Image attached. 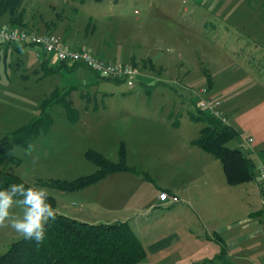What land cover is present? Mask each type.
<instances>
[{
    "label": "rangeland",
    "instance_id": "obj_1",
    "mask_svg": "<svg viewBox=\"0 0 264 264\" xmlns=\"http://www.w3.org/2000/svg\"><path fill=\"white\" fill-rule=\"evenodd\" d=\"M109 2L105 0L97 5L86 1L83 6L78 0H21L23 21L29 30L14 29L54 34L69 45L70 38H73L90 47L95 43L131 45V40L127 38L130 35L132 39L140 36L145 41L149 38L163 39L166 47L175 49L167 54L164 52L163 58L187 62L189 76L181 82L166 84L151 80L146 83L147 88L137 84V80L129 88L125 84L101 80L86 69L74 72L61 70L58 74L44 75V70L40 69L41 62L49 60L57 67L60 63L54 54L45 56L35 46H26L29 67L17 65L16 56L10 53L5 61L1 57L0 138L37 119L40 103L52 93L54 99H61L70 90L64 101L75 107V113L70 120L61 103L51 104L48 114L52 123L47 135L41 133L26 147L14 148L13 155L20 160V165L13 167L14 174L26 184L53 197L55 206L48 212L28 209L5 195L0 205V255L11 244L37 229L49 213L61 210L75 217V212L83 210L80 202L88 200L92 203L94 193L97 194L92 190L88 195L82 192L61 193L37 186L36 180L71 181L90 175L96 167L84 157L87 150H94L116 163L119 146L123 144L126 165L140 171L142 176L148 170L149 180L144 179L140 190L148 207L158 201V187L164 181L181 183L173 173L162 169L165 165L172 168L171 163L188 155L187 151L191 150L189 142L197 137L202 127L200 123L191 122L186 111H194L202 99L213 97L221 88L232 87L228 97L233 98L249 91L254 93L256 87L252 84L255 78L263 81V85L251 97L264 92V0H120L118 5L137 7L142 13L139 17H143L139 30H132V27L125 30L123 27L120 32H117L116 19L106 18L108 12L105 9ZM42 25H46L47 29L44 30ZM233 37L241 38L242 43L235 47L227 41ZM247 38L255 40L260 47L248 42ZM138 61L135 58L133 63ZM118 62L125 63L124 60ZM151 76L155 75L151 73ZM246 76L248 80H244ZM207 77L212 84L211 92H207ZM94 91L104 97H91L89 111L83 112L77 104L79 94L91 95ZM215 98L222 104L223 98ZM122 120H126L128 126L125 130H117L114 124ZM99 127L102 128L99 130ZM235 145V141L227 144L229 148ZM198 180V192L218 184L216 178L207 172ZM125 183L123 176H118L107 186L117 187L121 208L105 209L96 217L89 209L82 219L88 223L99 221L95 223L104 224L107 221L127 222L125 220L132 218L127 224L148 248L152 259L154 253L149 249L156 246V241L165 234L160 228L152 232L147 225L174 220L173 209L156 207L146 213L144 207L134 211L122 208L125 194L129 193L126 190L129 184ZM222 184L227 188L225 181ZM230 190L229 202H240L238 199L242 191L239 188ZM212 194L208 195V201L219 205L220 197ZM132 205L135 206L136 202ZM70 211L73 214H69ZM196 213L200 215L197 210ZM168 254L169 250H166L153 257V261L163 259L171 262L172 257Z\"/></svg>",
    "mask_w": 264,
    "mask_h": 264
},
{
    "label": "crops",
    "instance_id": "obj_2",
    "mask_svg": "<svg viewBox=\"0 0 264 264\" xmlns=\"http://www.w3.org/2000/svg\"><path fill=\"white\" fill-rule=\"evenodd\" d=\"M78 1L84 6L86 1L101 5L105 0L98 2L93 0ZM119 2L120 0H110L108 8L105 9L106 12H108L106 18L116 19V22H118L117 32L123 30V27L125 30L131 29V27L132 30L133 28L139 30L140 22L143 18L139 17L142 14L141 11L134 6L128 8L127 5H118ZM24 24L23 27L10 26L9 17L7 15H4L0 19V28L10 27L29 30L26 29V23ZM42 26H44V28L42 27L44 30L47 29L46 25ZM38 32L36 31L35 33L41 34ZM116 37L120 38L119 36ZM127 38L131 40V45L110 46L109 44L95 43L90 47L89 45L80 44L73 38H70V45L65 43L64 39H62V41L73 50L89 51L109 63L124 60L125 63L133 65V61L137 58L139 61L136 65L142 70L137 84L145 87L147 85L146 83L151 80H157L159 84H166L175 81L181 82L188 78L190 71L188 68L186 69L187 62L176 58V61L170 59V57L167 58L168 60L163 58L165 54L175 51L173 47H166L163 43V39L155 38L154 40V38H149L145 41L140 36L132 39L131 35ZM227 41L230 43L232 42L235 47L242 43V39L239 37H233V39H227ZM247 41L260 47V44L253 39L247 38ZM26 48V46L0 45V59L2 57L3 61H5L7 59L6 55L10 53L11 56H16L15 61L17 65L29 67ZM164 52L166 53L164 54ZM144 62L146 66L145 68H141ZM41 63L40 69L42 70ZM45 63L46 64L43 66L52 69L60 67L56 74L60 73L61 70L74 72L79 69H86L83 66L72 67V64L66 66H61L62 64H59L57 67L51 65L49 60ZM151 73L155 76H151ZM92 74L101 80H106L94 73ZM248 79V76L244 78V80ZM110 82L117 85L124 84L120 81L115 82L110 80ZM252 85L256 87L253 90L254 93H250L249 91L246 94L240 95L238 98L228 97L230 93L229 90L232 88L228 87L221 88L222 90L213 95V98H223V102L220 104L221 112L226 117L228 125L232 126L240 133L239 142H236L235 147L239 146L241 143V148L250 153L256 165V178L254 181L235 187L227 186V188H225L222 184L225 178L220 162L216 164L218 160L213 159L210 155L204 153L196 146H193L191 142L194 139H192L189 142L191 150L187 151L189 152L187 153L188 155H183L175 162L171 163L173 164L172 168L165 165L162 169L164 172L173 173L175 178L180 179L181 183L164 181L162 186L158 187L159 192L165 191L170 195L176 196L179 200L176 204H160L157 201L155 204L147 207V203L144 202L140 193L141 185L144 183L143 176L130 173H116L107 176L104 180L93 186L77 192L88 195L89 191L92 190L94 192L97 191V194L92 192L94 193L92 203L88 200L80 202L83 210L78 211V213L75 212V217L74 215L68 216L61 210H57L55 213L81 222H86V219L83 220L82 218L88 213L89 209L92 210L93 216L96 217L99 216L98 214L102 211H106L105 209L111 210L114 207L121 208L119 205L122 202L117 200V187L113 186L108 188L107 186H109L108 184L113 182L116 177L123 176L126 182L125 184H129V187L126 189L129 193L125 194L124 206H122V208L134 211L144 207L145 212L150 213L156 207H160L173 209L172 212L175 215L172 221H163L155 223L154 225H147L148 228L151 227L152 232L160 228V231L164 230L163 232L165 234L161 239L156 241V246L149 249L151 253H154L152 259L149 257L148 248H146L139 237L135 235L146 251V258L140 264H221V262L216 259L220 252V246L225 248L227 259L232 264H264V188L261 186L258 177L259 168H264V92L258 96L253 95L251 97L252 94H256V91L261 88L263 81L255 78ZM69 92L70 90H67L63 98H65ZM94 92H92L91 95L89 93L79 94L77 104L83 108V112L89 111L88 108L91 105V97L92 99H95L96 95L99 99L104 97V95L101 96L98 95L97 92ZM123 98L125 97L123 96ZM241 98H244V100L241 101ZM62 102L65 101L62 100ZM180 103L183 105L182 101ZM73 109L75 110V107H73ZM92 110L96 112V109L93 108ZM189 112L190 111H186L187 116ZM114 125L118 127L117 130L120 128L121 130H125L128 126L126 120H122L121 123H116ZM101 128L102 127H99L98 129L100 130ZM47 133H42L41 135L45 136ZM245 139H250L251 142L246 143L244 141ZM147 172L146 174H149ZM206 172L208 175L211 174L212 178L215 177L218 184L217 186L209 187V190L207 188L198 192L197 189L200 188V185L197 183L200 181L198 179L202 178ZM200 173H202V175L198 177ZM237 188L240 189L239 191H242L238 199L240 202H229L230 189ZM213 191V194L220 197L221 202L219 205L212 204L208 201V195L211 196ZM133 202H136L135 206L132 205ZM194 207L196 209H194ZM196 210L200 215L196 213ZM69 214L73 213L70 211ZM128 220L132 221V218L125 221L128 223ZM95 222L99 221H94V223L90 222V224H96ZM105 223L108 224L110 222L107 221ZM148 231H150V229ZM168 232H171V234H168ZM166 250H169L168 255L172 257L171 262L163 259H155V261H153V257L158 256Z\"/></svg>",
    "mask_w": 264,
    "mask_h": 264
},
{
    "label": "trees",
    "instance_id": "obj_3",
    "mask_svg": "<svg viewBox=\"0 0 264 264\" xmlns=\"http://www.w3.org/2000/svg\"><path fill=\"white\" fill-rule=\"evenodd\" d=\"M4 15L9 17L10 26L25 25L21 0H0V19ZM45 62L41 63L44 75L56 74L60 69L43 66ZM60 64L69 65L65 62ZM75 66L79 64L72 65ZM133 66L138 67L135 63ZM145 66L144 62L141 68ZM205 75L207 76V73ZM206 81L209 92L212 84L208 77ZM54 98L55 95L52 93L40 103L37 119L0 138V205L3 197L9 195L28 209L48 212L54 208L53 197L26 184L13 171V167L20 165V160L13 155L14 148L26 147L37 135L45 134L50 129L52 122L48 108L51 104L61 103L70 120L75 113L68 102H62L63 97ZM188 118L193 123L202 124L198 136L191 144L220 162L227 186L235 187L255 180L256 165L250 153L239 146L234 148L227 146L232 141L239 142L240 133L235 128L223 124L199 108L189 112ZM84 157L96 167L94 173L71 181L36 180V185L67 194L82 191L116 173L141 174L140 171L126 165L123 144L119 146L116 163L94 150H87ZM142 174L144 179L149 180L146 173ZM145 258L146 251L127 222L90 224L57 213H49L37 229L11 244L7 251L0 255V264H140ZM216 259L221 264H232L228 261L223 246H220Z\"/></svg>",
    "mask_w": 264,
    "mask_h": 264
},
{
    "label": "built area",
    "instance_id": "obj_4",
    "mask_svg": "<svg viewBox=\"0 0 264 264\" xmlns=\"http://www.w3.org/2000/svg\"><path fill=\"white\" fill-rule=\"evenodd\" d=\"M0 45L8 46H35L41 49L47 56L54 54L59 62L67 64H79L90 72L112 81H120L132 88L141 76V69L130 63L105 62L86 50H73L54 34H36L25 30H18L10 27L0 28ZM38 56V54H37ZM210 116L228 125L226 117L221 112V105L213 97L202 99L198 106ZM250 143V139L244 140ZM258 177L261 186L264 188V168H259ZM157 200L163 204H176L179 200L176 196L165 191L158 194Z\"/></svg>",
    "mask_w": 264,
    "mask_h": 264
}]
</instances>
